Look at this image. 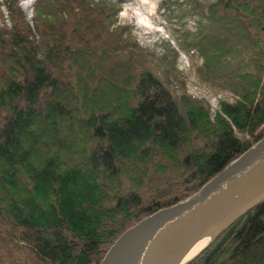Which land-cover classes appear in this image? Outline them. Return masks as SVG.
I'll return each instance as SVG.
<instances>
[{
	"label": "trees",
	"instance_id": "obj_1",
	"mask_svg": "<svg viewBox=\"0 0 264 264\" xmlns=\"http://www.w3.org/2000/svg\"><path fill=\"white\" fill-rule=\"evenodd\" d=\"M188 2L198 73L232 96L213 110L153 70L111 0H34L30 22L2 4L0 264H99L264 136V0ZM185 264H264V200Z\"/></svg>",
	"mask_w": 264,
	"mask_h": 264
},
{
	"label": "water",
	"instance_id": "obj_2",
	"mask_svg": "<svg viewBox=\"0 0 264 264\" xmlns=\"http://www.w3.org/2000/svg\"><path fill=\"white\" fill-rule=\"evenodd\" d=\"M263 200L264 136L195 193L125 230L99 264H185L203 233L219 225L215 238Z\"/></svg>",
	"mask_w": 264,
	"mask_h": 264
},
{
	"label": "rangeland",
	"instance_id": "obj_3",
	"mask_svg": "<svg viewBox=\"0 0 264 264\" xmlns=\"http://www.w3.org/2000/svg\"><path fill=\"white\" fill-rule=\"evenodd\" d=\"M6 1L9 0H0L3 17H6V12L2 4ZM14 1L26 20L30 22L34 0H28L31 1L29 12L24 11L22 7L27 0ZM111 1L116 5V19L119 25L131 31L139 46L148 53L153 70L161 78L168 79L171 86L180 88L184 85L190 94L204 97L210 103L212 110L217 107L219 99L232 100L229 92L217 90L201 79L197 70L202 63L201 56L191 44L184 42L194 41L199 29L201 27L204 29L203 25L206 23V20L200 16L192 15L188 0H171L175 6L169 9L161 8L162 0ZM178 1H181L182 7ZM200 1L206 3L213 0ZM135 2L139 10L128 11L127 9ZM4 20L8 24L6 18ZM173 57L174 66L171 64Z\"/></svg>",
	"mask_w": 264,
	"mask_h": 264
},
{
	"label": "bare ground",
	"instance_id": "obj_4",
	"mask_svg": "<svg viewBox=\"0 0 264 264\" xmlns=\"http://www.w3.org/2000/svg\"><path fill=\"white\" fill-rule=\"evenodd\" d=\"M31 6V1H25L22 5L24 11L29 12ZM128 11H136L139 10V6L137 4V2L134 3V5H132L130 8L127 9ZM152 32H154V30H151ZM219 229V225L214 226L213 228L209 229L208 231H206L205 233H203L198 239L197 241L191 246V248L189 249L188 253H187V258L189 259L190 257H192L193 255H195L197 252H199L211 239L212 237L216 234V232Z\"/></svg>",
	"mask_w": 264,
	"mask_h": 264
}]
</instances>
